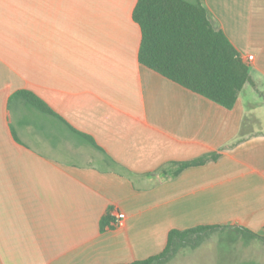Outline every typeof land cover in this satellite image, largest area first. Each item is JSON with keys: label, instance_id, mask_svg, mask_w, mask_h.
Here are the masks:
<instances>
[{"label": "crops", "instance_id": "0c3cea01", "mask_svg": "<svg viewBox=\"0 0 264 264\" xmlns=\"http://www.w3.org/2000/svg\"><path fill=\"white\" fill-rule=\"evenodd\" d=\"M200 2L250 67L232 110L140 63L138 0H0V264H130L199 226L264 237V0Z\"/></svg>", "mask_w": 264, "mask_h": 264}, {"label": "trees", "instance_id": "16d2710c", "mask_svg": "<svg viewBox=\"0 0 264 264\" xmlns=\"http://www.w3.org/2000/svg\"><path fill=\"white\" fill-rule=\"evenodd\" d=\"M133 19L142 30L140 63L166 79L228 110L235 107L245 85L252 83L249 65L227 36L213 27L200 0H138ZM21 95L34 106L50 110L32 92L24 91ZM89 140L97 147L93 139ZM103 153L108 166L132 175ZM218 157L219 154H211L193 161L173 162L162 171L174 170L171 177H176L189 167L204 165ZM115 224L116 219L108 214L101 219L100 230L114 229ZM226 229L236 232L247 242H264L262 235L242 226L175 229L169 232L167 245L161 253L130 264H166L180 250H195L208 240L212 232ZM254 264L261 263L255 261Z\"/></svg>", "mask_w": 264, "mask_h": 264}, {"label": "rangeland", "instance_id": "374dc122", "mask_svg": "<svg viewBox=\"0 0 264 264\" xmlns=\"http://www.w3.org/2000/svg\"><path fill=\"white\" fill-rule=\"evenodd\" d=\"M257 112L262 125L256 126V131L264 132V108ZM255 261L264 264V242H247L236 232L226 229L212 232L195 250H180L166 264H254Z\"/></svg>", "mask_w": 264, "mask_h": 264}, {"label": "built area", "instance_id": "2783aa9c", "mask_svg": "<svg viewBox=\"0 0 264 264\" xmlns=\"http://www.w3.org/2000/svg\"><path fill=\"white\" fill-rule=\"evenodd\" d=\"M248 59L249 60H253V56H250ZM125 218H126V216H125L124 213H116V215H115L116 224L115 225L116 226L123 225V222H124Z\"/></svg>", "mask_w": 264, "mask_h": 264}]
</instances>
